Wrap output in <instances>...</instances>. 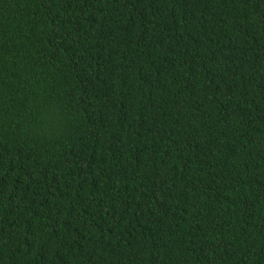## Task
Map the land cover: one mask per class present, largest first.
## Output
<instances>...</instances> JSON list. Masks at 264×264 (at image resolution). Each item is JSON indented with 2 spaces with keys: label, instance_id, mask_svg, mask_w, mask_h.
Listing matches in <instances>:
<instances>
[{
  "label": "trees",
  "instance_id": "obj_1",
  "mask_svg": "<svg viewBox=\"0 0 264 264\" xmlns=\"http://www.w3.org/2000/svg\"><path fill=\"white\" fill-rule=\"evenodd\" d=\"M0 264H264V0H0Z\"/></svg>",
  "mask_w": 264,
  "mask_h": 264
}]
</instances>
